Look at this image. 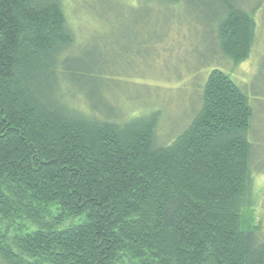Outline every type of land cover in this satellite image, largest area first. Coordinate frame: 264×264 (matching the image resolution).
<instances>
[{"label": "trees", "instance_id": "obj_1", "mask_svg": "<svg viewBox=\"0 0 264 264\" xmlns=\"http://www.w3.org/2000/svg\"><path fill=\"white\" fill-rule=\"evenodd\" d=\"M196 1L215 18V55L246 61L253 12ZM75 43L61 0H0V264H264V236L243 219L254 112L242 88L212 69L189 125L158 145L162 110L119 121L98 86L120 74L74 57Z\"/></svg>", "mask_w": 264, "mask_h": 264}, {"label": "rangeland", "instance_id": "obj_2", "mask_svg": "<svg viewBox=\"0 0 264 264\" xmlns=\"http://www.w3.org/2000/svg\"><path fill=\"white\" fill-rule=\"evenodd\" d=\"M61 1L75 35L72 51L81 55L74 57L106 61L120 74L114 78L119 81L98 86L122 108L119 121L146 110H162L158 145L169 144L189 125L212 69L222 70L242 88L254 112L249 135L254 196L243 219L264 236V0H238L242 9L254 14L256 37L248 59L236 66L215 55V18L206 10H196V0L174 5L155 0ZM61 84L67 100L85 106L74 86Z\"/></svg>", "mask_w": 264, "mask_h": 264}]
</instances>
